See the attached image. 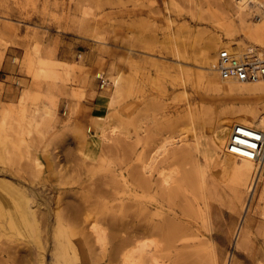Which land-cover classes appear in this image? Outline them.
I'll use <instances>...</instances> for the list:
<instances>
[{"label": "rangeland", "instance_id": "rangeland-1", "mask_svg": "<svg viewBox=\"0 0 264 264\" xmlns=\"http://www.w3.org/2000/svg\"><path fill=\"white\" fill-rule=\"evenodd\" d=\"M228 8L219 0H0V180L20 187L36 213L33 230L0 226V264H121L114 236L124 231L103 224V246L86 235L75 258L67 245L70 225L54 221L55 206L63 217L86 200L97 212L123 205L124 211L129 207L126 215L137 216L130 207L132 175L163 137L190 138L196 131L207 141L216 122L255 104L257 99L231 95L224 85L218 90L198 81L200 74L212 76L206 61L216 51L209 43L255 44L240 33ZM233 22L236 32L228 36L225 26ZM109 69L119 76L117 97L105 74ZM105 117L121 132L90 145L87 136ZM33 158L43 163L41 171L30 167ZM198 159L211 195V231L198 213L200 193L186 181L169 203L170 215L182 217L198 239L208 238L219 264L229 253L237 264H264V177L254 180L249 198L252 240L248 249L235 248L241 211L224 187L230 175L216 157ZM193 161L183 154L163 165L181 178ZM3 191L0 199H13ZM177 243L180 254L162 252L163 264H206L204 255L189 256L191 250L182 248L198 240Z\"/></svg>", "mask_w": 264, "mask_h": 264}, {"label": "bare ground", "instance_id": "bare-ground-1", "mask_svg": "<svg viewBox=\"0 0 264 264\" xmlns=\"http://www.w3.org/2000/svg\"><path fill=\"white\" fill-rule=\"evenodd\" d=\"M219 1L222 2L227 13H229L228 6L231 7V11H233L235 18L239 22L238 30L240 33L243 34L245 38L252 41V43L254 42L259 45L261 50L255 44H245V46H242L240 42L222 47L220 46L219 40L216 39L214 42L209 43L216 51L215 56L206 61L208 66L207 69L212 73V76L207 78L206 74H200L198 75L199 78L197 77L198 81L203 85L205 84L207 88H215L218 90L224 85L231 95L240 98H254L257 99V101L253 105H244L239 108L238 112L234 115L225 116L223 119L216 122L217 124L214 129L212 128L210 131L211 135L207 141L205 140L202 142V136L196 131L191 133L190 138L187 136H179V138H173L174 136L163 137L157 149L149 154L145 160H140L139 164L136 166L137 169H134L133 175L131 174L133 176L132 183L134 184V203L130 205V207H136L135 213L136 211L138 212V214L136 213L137 216H135L134 213L126 215L129 207L127 206L128 210L124 211V209L121 208L123 205L118 207L117 210H109L110 213H107L104 209L97 212L91 206L92 202L86 200V206L79 204L70 206L69 214L63 217L59 214V204L57 203L55 206L56 210L53 211L54 221L58 224L66 223L70 225L71 231L67 240V245L73 257L77 258L76 246L79 244L86 246L85 243L82 242V238L86 235L92 237L93 241L99 246H103L106 236H108L103 224H108L112 232L124 231V235L122 234L123 236H119L118 238L114 236L117 243L113 252L117 256H120L121 264H163L161 262L162 259L161 261L159 260L162 252L168 251L172 256L179 255L180 252L175 244L177 242L187 243L189 239L198 240L197 244L186 246L184 245L185 243L182 244V248H189V250H191L188 253L189 256L201 253L206 259V264H219L218 252L212 243L208 241V238L198 239V235L191 226L182 224V217L173 213L170 215L169 213V203L174 199L172 197H176L175 195L182 182L186 181L200 193L202 207H199L200 212L198 211V213L202 214L205 230L208 234L210 233L208 199L211 195L206 182V170L201 166L198 159L202 154L206 157H216L222 169L230 175L224 187L229 191L231 198L235 200L241 211L239 221L233 233V246L239 249L246 246L248 249L252 240L251 235L253 231L250 221L252 218L250 219L251 214H249V198L253 191V186H255L254 180H258L259 176L264 177V78L254 82L224 79L219 76L216 65L218 62L217 56L221 49L228 50L234 55L241 56L244 52L250 50V47H254L261 59H264V0ZM231 1L233 2L230 3ZM253 9L256 10L255 13L257 14H253L255 15L254 18H252L254 21H249L248 18ZM235 18L232 19L234 20ZM225 31L228 36H232L233 33L236 32L234 22L225 26ZM105 74L110 81H112L114 87L112 92L113 96L117 97L119 95L118 74L112 69H109ZM96 76L98 77L99 75ZM216 80H219V82ZM35 115V110H33L30 115L31 120H35ZM237 127L246 135H258L260 137V148L257 156L248 157L244 154L232 152L229 149L231 136ZM117 132H121L118 126H116L110 118L105 117L104 123L96 126L94 131L87 136V139L90 145H95L99 140H103L104 137L106 139V136L109 134L114 135ZM106 133L109 134L106 135ZM241 141L247 142L245 138H241ZM183 154L193 158L194 163L191 171L185 174V177L176 178L178 176V171L176 169L173 170L164 167L163 161L175 158L179 155L182 156ZM30 162L31 168L38 171L42 170L43 163L40 162V160L33 158ZM0 188L9 193L13 198L10 201L0 199V226L10 227L11 229L25 226L33 230L32 226L36 224V213L35 210H32L27 205L28 198L26 197L27 199L25 200L26 194H23L24 192H22L20 187L4 180H0ZM52 188H55L53 190H55L56 196H58V188ZM110 198L111 197H109V199ZM106 204L108 203L106 202ZM112 206L113 205L108 204L110 209L113 208ZM185 209L183 208L182 210L185 211ZM140 212L144 214L138 217L140 216ZM47 216L49 218V215ZM261 216L262 219L260 223L261 226H264L262 225V223H264V214ZM125 217L127 220L122 219ZM81 222H83L84 226ZM79 223L83 226L82 229L78 228ZM257 225H259V223ZM85 226H88V228H86L87 231L83 230ZM262 229H264V227H262ZM117 234L119 233H116V235ZM84 240L87 241V239ZM82 248L84 249L83 246ZM223 264H237L235 260L233 262V254L229 253L225 257Z\"/></svg>", "mask_w": 264, "mask_h": 264}, {"label": "built area", "instance_id": "built-area-1", "mask_svg": "<svg viewBox=\"0 0 264 264\" xmlns=\"http://www.w3.org/2000/svg\"><path fill=\"white\" fill-rule=\"evenodd\" d=\"M217 59L218 74L224 79L254 82L264 78V59H261L254 47H250V50L241 56L221 49ZM241 138H245L248 143L241 141ZM259 148L260 137L258 135H246L238 127L234 130L229 143V149L232 152L255 157L258 155Z\"/></svg>", "mask_w": 264, "mask_h": 264}, {"label": "crops", "instance_id": "crops-1", "mask_svg": "<svg viewBox=\"0 0 264 264\" xmlns=\"http://www.w3.org/2000/svg\"><path fill=\"white\" fill-rule=\"evenodd\" d=\"M79 56V55H78Z\"/></svg>", "mask_w": 264, "mask_h": 264}]
</instances>
